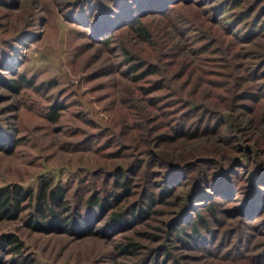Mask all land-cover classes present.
<instances>
[{"label": "rangeland", "instance_id": "obj_1", "mask_svg": "<svg viewBox=\"0 0 264 264\" xmlns=\"http://www.w3.org/2000/svg\"><path fill=\"white\" fill-rule=\"evenodd\" d=\"M13 71L33 86L0 84V187L50 179L97 233L32 230L26 208L0 264H264V0H0Z\"/></svg>", "mask_w": 264, "mask_h": 264}, {"label": "trees", "instance_id": "obj_2", "mask_svg": "<svg viewBox=\"0 0 264 264\" xmlns=\"http://www.w3.org/2000/svg\"><path fill=\"white\" fill-rule=\"evenodd\" d=\"M127 24L132 26V23H136V29L140 34L144 33V28L139 25L137 20L133 19L131 21H126ZM137 65H131L133 70H137ZM132 70V69H131ZM148 73H152L153 70L149 68ZM11 74L15 75V71L11 72ZM16 76V75H15ZM0 84L4 87L6 86L13 93H18L23 87H32L33 84L26 79L22 75H17L16 78H4L0 79ZM249 97L253 99H257L255 94L250 95ZM57 109V108H56ZM56 109L52 108L50 111V116L55 118ZM177 135H185V133H181L179 130L176 132ZM180 133V134H178ZM9 139L6 137L2 138L0 136V150L7 152L11 148V141L8 142ZM133 165V164H132ZM137 168H140L141 163L134 164ZM116 183L122 189L123 196L129 195L128 189V181L120 179L122 178V174L119 170H116ZM163 190L161 192L165 193L170 189L169 184H164L162 187ZM119 193V194H121ZM118 194V195H119ZM119 198L117 195L114 198V201ZM147 199L152 202L151 194H147ZM147 203L146 208L141 209L134 213L135 208L126 209L124 211L127 213V216H123L124 212H118L117 214H113L111 216V222L115 226L122 227L126 225H130L133 221L132 219L136 216H141L148 213V208H150L151 204ZM109 201L104 198H96L95 196L86 198V206L89 208V212L93 214V209L103 210L107 206H109ZM26 208H29L28 217L24 220V223L27 227L31 228L35 231H59L65 232L69 234H74L76 236H86L93 235L97 233L94 229H92V222L90 219L95 217L94 215L90 216L88 214L84 215L81 212H78L77 208H73L67 204L66 200V191L64 187L59 184L52 183L50 179H40L38 181L37 188L35 191H31L30 189H25L20 187L17 184H12L4 187H0V221L1 220H9L16 218L20 213L24 212ZM135 209V210H134ZM135 215V216H134ZM132 222H129L128 218ZM202 227H205L206 222L201 218L197 217ZM195 225V224H194ZM181 233H184L186 236L190 238L199 237L198 231L192 228V233H185L179 229ZM178 231V232H179ZM99 233V232H98ZM177 234V233H176ZM179 236V235H176ZM135 243H128L120 246V250L124 254L130 253L133 249H135ZM22 248V242L17 236L13 233L9 234H1L0 235V249L7 251L19 252Z\"/></svg>", "mask_w": 264, "mask_h": 264}]
</instances>
